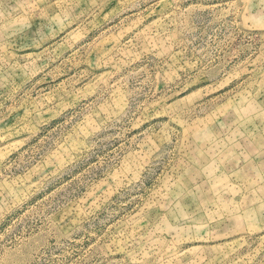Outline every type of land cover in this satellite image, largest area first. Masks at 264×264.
<instances>
[{
  "label": "rangeland",
  "instance_id": "1",
  "mask_svg": "<svg viewBox=\"0 0 264 264\" xmlns=\"http://www.w3.org/2000/svg\"><path fill=\"white\" fill-rule=\"evenodd\" d=\"M0 264H264V0H0Z\"/></svg>",
  "mask_w": 264,
  "mask_h": 264
}]
</instances>
